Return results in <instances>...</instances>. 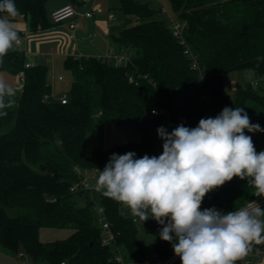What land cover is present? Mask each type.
Here are the masks:
<instances>
[{
  "label": "trees",
  "instance_id": "1",
  "mask_svg": "<svg viewBox=\"0 0 264 264\" xmlns=\"http://www.w3.org/2000/svg\"><path fill=\"white\" fill-rule=\"evenodd\" d=\"M48 1L14 0L20 15L0 13V17L16 21L23 15L32 31L45 29L55 24ZM119 1L126 22L112 37L129 51L130 60L117 64L106 56H67L65 67L74 79L66 103L52 96L49 67L27 66L25 50L16 43L0 64V71L23 77L15 96L5 97L6 103L9 99L15 103L0 109L7 113L0 115V247L25 253L32 264H120L115 255L121 247L134 264H146L153 255V264L169 258L174 251L172 243L159 236L162 225L152 218L140 221L96 190L115 234L114 241L103 245L104 230L92 210V191H71V186L85 178V171H102L112 154L161 155L157 129L167 125L166 119L173 129L179 125L191 129L202 118H215L225 107L242 108L245 97L264 99L250 81L236 89L235 101L222 85L224 76L236 69H251L256 79L264 80V0H170L178 21L186 25L185 37L201 70L192 66L170 24L159 17L161 7ZM16 30L22 38L23 32ZM156 109L168 113L154 115ZM95 119L130 125L142 139L107 150L88 149L85 138L93 131ZM251 123L262 126L264 118ZM248 132L245 129V135ZM253 144L259 153L261 143L255 139ZM254 192L247 179L234 177L212 190L206 209L227 213L245 207L261 198ZM83 193L84 201L77 198ZM6 207L15 208L17 215H8ZM139 223L152 236L151 250L139 237ZM46 226H70L74 231L64 239L45 242L40 230ZM263 252L264 244H253L236 264Z\"/></svg>",
  "mask_w": 264,
  "mask_h": 264
},
{
  "label": "clouds",
  "instance_id": "2",
  "mask_svg": "<svg viewBox=\"0 0 264 264\" xmlns=\"http://www.w3.org/2000/svg\"><path fill=\"white\" fill-rule=\"evenodd\" d=\"M0 13L20 15L14 0H0ZM19 39L10 20L0 17V64ZM15 94L0 77V109L15 103L5 102ZM245 129L261 131L240 107H225L215 118H202L195 128L179 125L168 133L160 127L161 155L112 154L99 171L96 190L140 221L152 218L162 225L159 236L172 243L181 264H236L253 244H264V208L251 202L227 213L200 209L207 193L234 177L247 179L254 195L264 197V151L256 152Z\"/></svg>",
  "mask_w": 264,
  "mask_h": 264
},
{
  "label": "rangeland",
  "instance_id": "3",
  "mask_svg": "<svg viewBox=\"0 0 264 264\" xmlns=\"http://www.w3.org/2000/svg\"><path fill=\"white\" fill-rule=\"evenodd\" d=\"M60 0H49L47 3V8L50 10L51 7L59 2ZM141 2H148L150 3L151 6L153 7H161L164 11L159 15L160 18L166 19V21L171 24L173 21H178L177 14L172 8V5L170 3V0H138ZM102 5L104 6V12L107 9H110L113 13V15L117 16L119 18L118 21H121V25H125V20H126V15L123 13V11L120 9V1L119 0H102ZM110 7V8H109ZM186 30V27H184V31ZM118 31V30H114ZM116 33V32H114ZM118 33V32H117ZM63 37V36H62ZM92 36L89 38H85L82 40L79 36L75 40H72V42H82V46L85 48L90 46L92 50H94V45L90 44V39ZM69 37L64 36L62 40L64 43L68 41ZM35 40V39H32ZM70 40V39H69ZM101 40V39H100ZM98 39V41H100ZM23 39V44L21 45H16L17 48L19 49H25V43ZM36 42L34 41L33 43V52L37 51ZM54 44H51V42H43V45L40 48L41 53L45 54V57L47 58L49 62L51 61L50 56L52 55L51 53L55 52L56 48ZM59 58L56 61V67L51 68L52 71V76L49 77V80L52 84V88L54 90L53 98H60L63 94H66L67 96L70 95V89L72 87V82H73V74L72 72L65 67V60L66 57L65 55H58ZM46 58L43 60H40V62H32L33 65L37 64H43L46 61ZM51 63V62H50ZM62 76L63 79L59 80L58 77ZM0 77H2L5 82L10 85L13 89H17L20 87L21 84V79L19 75L12 74L7 71H0ZM256 75L251 69L245 68V69H236L234 71H231L227 73L222 81L223 88L226 90L228 93L229 97L231 100L235 101L236 99V88H244L246 84L249 81H252L256 79ZM235 81H234V80ZM233 80V81H232ZM233 85H237L236 88L234 89ZM257 89V91L260 94L264 95V80L259 79V84L254 87ZM242 108L244 111L247 113V115L250 118V121L253 122L258 119H263L264 118V99L259 100V99H254L252 97H245L243 100V106ZM165 116V115H164ZM164 123L167 124L164 126V129L168 132L171 133L174 129L167 123V119L164 120ZM263 126V125H262ZM260 126V127H262ZM248 136H251L252 142L256 139L258 144L261 143V151H264V134H257L256 132H248ZM137 136L139 139H142L141 134L132 126L130 125H119L114 123L113 121H105V122H100L98 119H95V125L94 129L92 132H89L86 136L85 139V147L87 148H98L101 147L105 150L112 148L113 146L127 143L128 141H135L137 140ZM163 143L164 141L162 140L160 143V146L163 150ZM85 176L86 180L90 186V190L92 191L91 197L95 203V205L92 206L93 213H97L96 208L98 205V194L96 191V180H97V173H92V171H85ZM211 192L207 193L205 197L203 198L202 204H201V211L206 209V206L208 205V201L211 196ZM86 193H83V195L80 197V195H77L78 199L83 198L82 201H84ZM261 208H264L261 207ZM6 211L8 215L10 216H16L17 215V210L12 207H6ZM140 225V223L138 224ZM74 231V229L70 226L68 227H42L40 230V239L42 241H53V240H61L69 235ZM139 232L140 236L142 238L145 237V229L143 226L139 227ZM148 238L146 239L148 243V247L151 250L152 249V236H147ZM145 239V238H144ZM120 252L125 256L127 261L131 263V260L126 256L125 249L123 247L120 248ZM23 256H18L17 254H13L10 251H7L3 248L0 247V264H32L29 257L25 254L22 253ZM154 261H156L154 255L153 257L149 258V261L146 264H153ZM40 264H49L48 262L44 261Z\"/></svg>",
  "mask_w": 264,
  "mask_h": 264
},
{
  "label": "crops",
  "instance_id": "4",
  "mask_svg": "<svg viewBox=\"0 0 264 264\" xmlns=\"http://www.w3.org/2000/svg\"><path fill=\"white\" fill-rule=\"evenodd\" d=\"M67 3L66 0H60L59 2H57L56 4H54L51 7V11L62 5ZM77 10L80 12L85 11L88 6L87 5H83V4H76L75 5ZM110 8V7H109ZM104 6L102 5V0H96V2L94 3L93 6V16L91 18H85V17H79V27L76 30L77 33V38L78 36L84 40L85 38H90L92 36V38L90 39V44L94 45V50H92V48L90 46L85 48L82 46V42L81 43H77V42H72L71 40L68 39V41H66L64 43V41L62 40V38L64 36L68 37V26L66 23H62V24H54L48 28L45 29H40L38 28L36 31H32L29 27V22L21 16H19L17 18L16 21H10L16 28L20 29L23 32V36L21 38L22 43L23 44V39L25 40V53L27 56V63L32 64V62H40V60H43L45 57L44 53H41L40 48L43 45V42H51V44H54L56 48V51L53 53H51L52 55L50 56L51 59V63L48 60V56L46 58L45 63L48 67H49V77L52 76V71L51 68L56 67V61L57 59H61L58 57V55H65V56H69V55H78V56H107V54L109 53L110 49L112 48L116 53H121V54H125V53H129L128 50L126 49H121L117 44L114 43L113 41V37L112 36H116L119 31L123 28V25H121V21H118L119 18L117 16H115L116 18H111L110 15L112 13V11L110 9L105 10L104 12ZM163 10V9H162ZM163 13V11H162ZM164 18V17H163ZM166 20V19H165ZM114 30H118V31H114ZM116 32V33H114ZM118 32V33H117ZM63 36V37H62ZM35 39V40H32ZM98 39L100 41H98ZM34 41L36 42L35 46H36V50L35 52H33V43ZM20 44V45H21ZM18 45V44H16ZM44 61V60H43ZM42 64V63H41ZM59 80H62L63 77L59 76L58 77ZM234 80V79H233ZM232 80V81H233ZM235 81V80H234ZM50 82V80H49ZM51 84V82H50ZM237 85H233L234 89L236 88ZM52 87V84H51ZM237 89V88H236ZM54 94V90L52 88V96ZM56 99H60V98H56ZM257 134L258 131H257ZM260 135V134H259ZM86 139V138H85ZM137 141H141V139H139V137L137 136ZM130 142V141H128ZM87 148V147H86ZM91 149V148H88ZM93 149V148H92ZM92 173H97V175H99V171H92ZM86 178V176H85ZM263 207V206H262ZM124 208H126L124 206ZM127 209V208H126ZM128 210V213L130 215H132ZM143 226L142 224L138 225V227ZM145 229V227H144ZM139 237L142 240H146L147 239V235H146V231H145V239L142 238L140 236V232H139ZM8 251V250H7ZM22 254V253H21ZM18 256H23L20 255V253H18ZM247 259H251L253 261L252 264H264V252L259 255V256H248ZM127 264H134V263H129L126 259ZM177 264H181V260L179 259V261L177 262Z\"/></svg>",
  "mask_w": 264,
  "mask_h": 264
},
{
  "label": "built area",
  "instance_id": "5",
  "mask_svg": "<svg viewBox=\"0 0 264 264\" xmlns=\"http://www.w3.org/2000/svg\"><path fill=\"white\" fill-rule=\"evenodd\" d=\"M80 1L83 5L88 6V8L83 12L78 11L75 5L71 3H65V4H62L54 8L50 13V18L55 24H62V23L67 24L68 29H69L68 37L71 41L77 38L76 30L79 27V17L91 18L93 16V6H94V3L96 2V0H80ZM22 17L24 16L22 15ZM110 17L116 18L112 14L110 15ZM170 27L173 31V34L179 39L180 43L184 46V53L191 60L192 66L201 70L197 56L192 50L190 44L186 40L185 31H184V27H186L185 23L184 22L182 23L180 21H173L171 22ZM21 43H22V40L20 38L19 42L16 44L20 45ZM106 57L113 58L117 64H124L130 60L131 55L128 53H125V54L116 53L111 48ZM30 65L31 64L27 63V66H30ZM203 74H204L203 71H201V75ZM20 79H21V84H20V87H18V89H20L23 84V77L20 76ZM258 84H259L258 79L250 81V85L252 87L257 86ZM60 100L62 103H66L68 100V96L66 94H63L60 97ZM155 113H156L155 115H164L168 113V111L166 109H156ZM260 128H261V131H258V133L260 134L264 133V125ZM81 188L89 189V190L91 189L86 178H83L82 180L75 182L71 186V191H76ZM253 202H255L260 207H262L264 206V197H261ZM96 211H97L98 221L102 225V228L104 230V235L102 237V244L103 245L109 244L110 242L114 241L115 234L110 230V225L106 221L104 207L101 204H98ZM20 255L22 254L20 253ZM115 259L120 264H127L125 256L120 252V248L117 249ZM179 259L180 258L174 253L173 255H171L169 258H167L160 264H177ZM252 263L253 261L251 259H245L242 264H252ZM62 264H64V262Z\"/></svg>",
  "mask_w": 264,
  "mask_h": 264
}]
</instances>
